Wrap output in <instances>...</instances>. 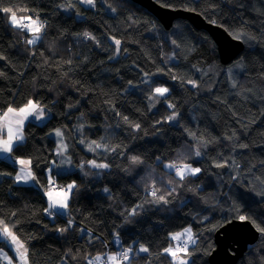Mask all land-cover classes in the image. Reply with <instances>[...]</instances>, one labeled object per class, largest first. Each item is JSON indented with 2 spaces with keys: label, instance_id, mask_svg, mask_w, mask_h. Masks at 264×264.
<instances>
[{
  "label": "trees",
  "instance_id": "16d2710c",
  "mask_svg": "<svg viewBox=\"0 0 264 264\" xmlns=\"http://www.w3.org/2000/svg\"><path fill=\"white\" fill-rule=\"evenodd\" d=\"M155 1L238 34L244 51L235 80L207 33L182 20L166 31L130 0H94L93 7L0 0V8L43 23L40 40L29 45L30 34L0 11V111L31 99L48 114L43 123L26 122L24 139L0 158V220L28 249V264H88L122 249L131 252L122 262L117 257L121 264H174L164 250L189 225L195 243L183 257L209 264L213 234L224 222L243 215L264 228V0ZM157 87L169 91L161 97ZM57 129L73 167L59 174L51 170L56 142L49 134ZM81 141L106 150L87 151ZM19 158L30 163V184L14 180ZM89 161L108 167L94 170ZM172 163L201 171L177 178L165 168ZM218 164H227L224 175L211 171ZM53 178L75 185L64 215L49 210ZM237 264H264V233Z\"/></svg>",
  "mask_w": 264,
  "mask_h": 264
},
{
  "label": "water",
  "instance_id": "95a60500",
  "mask_svg": "<svg viewBox=\"0 0 264 264\" xmlns=\"http://www.w3.org/2000/svg\"><path fill=\"white\" fill-rule=\"evenodd\" d=\"M152 14L166 31L170 30L177 20L187 22L194 30L204 31L215 44L218 61L226 66L240 58L244 51L241 39H234L227 30L212 21H207L201 14L182 8H169L158 4L155 0H130ZM213 167L216 175H224L227 164ZM259 238V231L245 219L231 218L221 224L213 234V249L208 255L209 264H237L247 249Z\"/></svg>",
  "mask_w": 264,
  "mask_h": 264
},
{
  "label": "snow or ice",
  "instance_id": "6c2138e0",
  "mask_svg": "<svg viewBox=\"0 0 264 264\" xmlns=\"http://www.w3.org/2000/svg\"><path fill=\"white\" fill-rule=\"evenodd\" d=\"M83 2L94 6V0H83ZM0 11L6 12V13H11L10 23H11V25L13 27H18V28H22V29H28L29 31L34 33L32 38L27 40V43L29 45L34 44L38 40H40V36L38 35V33H40L43 25L39 23L38 18L36 20L32 21V24L36 25L35 27H33L32 25L23 24L21 22V20L23 18H21V20H18L17 16H16V13L11 8H0ZM27 19L31 20L32 18L31 17H27ZM212 23H215V21H212ZM84 35H85V37H87L89 39H95L89 33H84ZM233 38L234 39H239V35L236 34V35H234ZM115 44L117 45V51H119L120 41L119 40H115ZM189 83H192L194 87L196 86L194 81H189ZM168 91H169V89L166 88V87H157V88H155V93L159 94L161 97L165 96V94L168 93ZM168 107L171 108V107H174V105L169 104ZM8 112L16 113V115L19 117V119L16 121V123L18 125H22L24 120H26L29 116H34V118L37 119V120L42 119L44 117V108H43V106H41L38 102H33L31 99L28 100L26 105H24L23 107L19 108L18 110L14 109L12 107H9L8 108ZM6 115H7V113H5V116ZM124 119H125V121L128 120L127 117H124ZM167 119L168 120H174L175 119V114L167 117ZM134 127L138 129L140 127V125L136 124V125H134ZM56 135L59 136V137H63V133L59 129L56 130ZM14 139L22 141L24 139L22 131H21V129L19 127H17L15 129V131H14L13 128L11 126H9L8 127V139L5 140V141H0V152H11L12 148L14 146L13 143H12V141ZM81 142H83V141H81ZM92 144H95L96 148L102 147L101 144L96 143L95 141H93ZM243 146L246 147V145H243ZM65 149H66V145H61V151L65 150ZM89 150L90 151L94 150L92 148L91 144L89 145ZM196 155L197 156L201 155L199 150H197ZM132 161L134 163H138L139 162L137 157H132ZM21 163H25V162L21 161ZM89 163L93 167H96V168H107L108 167L107 164H97V163H95V161H89ZM221 166L222 165H219V164L217 165V167H221ZM167 167L170 168V169H176V175L179 176L181 179L185 178V173H188V174H191V175H195L196 173H199L201 171L200 168H198V167L194 168L191 165H187V164H184V165L178 167L176 163H172V164L167 165ZM30 176H31V173L29 172V173H27V175H25L23 177L25 182H27V179ZM16 179H17V181H19L21 179V177L17 176ZM33 179H34V177H33ZM74 187H75V185H73V184L68 185V191L70 192ZM105 191H107V189H105ZM151 194L153 196H155L156 195V191H153ZM67 199H68V197H67V195H65L62 200L56 201L54 203H50L49 204V209H51L52 207H55L57 205L59 207H61V208H65L66 209L68 207ZM159 199L163 200L164 197L161 196V197H159ZM49 214H51V213L49 212ZM133 214H135V210H133ZM239 219L241 221H243V220L246 219V217L241 215L239 217ZM258 230L261 231L262 233H264V228H259ZM61 231H64V229H61ZM0 232H2L3 234L11 237V240L17 245L16 251H17L20 259L23 261V264H28V260H27L28 249L25 247V245L22 242H20L19 238L13 232H11V230L9 229V227L7 226V224L3 220H0ZM184 235H187L188 239L191 240L192 239V237H191V229H185L183 233L174 234L172 238L174 240H176L180 236H184ZM0 238H2V237H0ZM180 250L181 249L178 248L177 251L174 252L172 248H166L164 251L166 253H168V254H170V255L175 257L177 255V252H179ZM183 250L185 252H187L186 246H185V248ZM140 251L141 252H147L148 249L145 248L143 245H141ZM129 252H131V249L125 250L124 252L121 253V255L125 259H127ZM95 259L97 261H99L101 259V257L97 256ZM108 259L109 260H115L116 257L115 256H111ZM88 264H93V262L90 260L88 262ZM180 264H187V262L181 260Z\"/></svg>",
  "mask_w": 264,
  "mask_h": 264
},
{
  "label": "rangeland",
  "instance_id": "374dc122",
  "mask_svg": "<svg viewBox=\"0 0 264 264\" xmlns=\"http://www.w3.org/2000/svg\"><path fill=\"white\" fill-rule=\"evenodd\" d=\"M80 3L85 6V7H93V5H89L87 3H84L83 0H80ZM11 16V15H10ZM10 16H9V23H10ZM21 18H23L21 20ZM18 20H21V22H29L30 25H32L33 27H35L33 24H32V21H34V19L32 18L31 20L27 19V17H17ZM11 24V23H10ZM41 32V31H40ZM26 33L30 34L29 37L27 39H31L32 36L34 35V33H32L31 31H29L27 29ZM38 35L40 36V33H38ZM241 64V60H238L236 59L235 61H233L231 64L227 65V75H228V78H229V81L231 82L232 80L234 81L236 76L239 74L240 72V69H242V64ZM151 79L146 77L145 78V81L146 82H149ZM242 94H246L247 92H241ZM249 93V92H248ZM157 94V93H156ZM159 95V94H158ZM45 112V110H44ZM48 117V114L47 116L45 117L44 120H40L41 121L40 123H43ZM61 132L62 130L59 129ZM63 133V132H62ZM50 134V137H52L55 142H56V148H55V160L52 162V165H51V170L54 171V173H65L69 170H72L73 167H72V164L70 162V159H69V156L66 154V150H67V145H66V142H65V139H64V135L63 137H59L56 135V130L52 131L49 133ZM92 145V148L94 150H89V145ZM61 145H66V149L61 151ZM82 145L83 147L85 148V150L87 151H90V152H95V151H105V147L102 146L100 148H96L95 147V144H92V142H88V141H83L82 142ZM28 161V160H27ZM96 163V162H95ZM97 164H102V163H97ZM167 165L169 164H165V168L169 169V170H174L175 171V175H176V169H170L167 167ZM184 165V164H183ZM188 165V164H187ZM87 166L91 169H94V170H100V169H106V168H96V167H93L89 162L87 163ZM178 166V165H177ZM182 166V165H180ZM179 167V166H178ZM198 173H196L195 175H197ZM186 175H191V174H188V173H185V176ZM194 175V176H195ZM177 178H180L179 176L176 175ZM72 183H68L66 186H65V190L63 192H66L67 191V186L70 185ZM185 229H191V237L192 239L189 240L187 235H184V236H180L178 239L174 240L172 237L173 235L171 236V240H172V243L170 244V246L168 248H172L174 252L177 251V249H181L179 252H177V255L174 257L171 255V258L174 262V264H180L181 260L183 261H188L187 258L183 257L182 253H184L185 251L183 250V248L181 247V244H184L186 246V248L192 246L194 243H195V239H194V236H193V232H192V227L189 225L187 227H185L184 229L180 230L179 232L175 233V234H178V233H183ZM114 240L118 243L119 242V238L117 236L114 237ZM194 241V242H193ZM119 245H117V248H118ZM140 247L141 246H138L137 247V250L140 254H144L145 252H141L140 251ZM124 250H127V249H124ZM4 251V250H2ZM1 252V251H0ZM170 255V254H169ZM99 257H101V259L99 261H97L95 258L97 256H95L94 258L90 259L93 263L95 264H100V263H103L104 264V261L102 262L103 258L107 257H111V256H115L116 259L115 260H109L108 261L111 263V264H121L118 260H117V257H118V251H113V252H106L105 254L103 255H98Z\"/></svg>",
  "mask_w": 264,
  "mask_h": 264
},
{
  "label": "crops",
  "instance_id": "0c3cea01",
  "mask_svg": "<svg viewBox=\"0 0 264 264\" xmlns=\"http://www.w3.org/2000/svg\"><path fill=\"white\" fill-rule=\"evenodd\" d=\"M5 113H7L6 116H5ZM46 116H47V114L44 112V117L40 120L41 121L44 120ZM18 119H19V117L16 115V113L8 112V109L5 110L3 113H0V141H5L8 139V127L9 126H11L14 131L17 127H19L22 131V134H23V127H24L26 122H28V121H32L35 123L41 122V121L35 119L34 116H29L26 120H24L22 125H18L16 123V121ZM18 142H21V141L15 140V139L12 141L13 145L17 144ZM9 153L10 152H0V158L8 159ZM21 161H24L25 163H21ZM12 162L17 168V172L14 176L15 182L19 183V184H30L32 181V177H31L32 174L27 179V182H25V180L23 179V177L25 175H27V173H29V172L31 173L29 161H27V159L19 158V159L13 160ZM17 176L21 177V179L19 181H17V179H16ZM49 181H51V180H49ZM63 191L58 192V191H55V190H53L47 186L46 196L48 199V204L62 200L65 195H67V197H69L70 192L68 191V186H67V191L66 192H63ZM67 201H68V199H67ZM49 210L51 213L61 214V215L66 214V211H67V209L61 208L58 205L55 207H52ZM0 237H2V238H0V241L4 242L5 247L7 248L4 251L0 252L1 264H23V261L20 259L19 255L16 251L17 245L11 240V237L3 234L2 232H0ZM113 243H114L115 247H117V245H119V242L117 243L114 240V238H113Z\"/></svg>",
  "mask_w": 264,
  "mask_h": 264
},
{
  "label": "built area",
  "instance_id": "2783aa9c",
  "mask_svg": "<svg viewBox=\"0 0 264 264\" xmlns=\"http://www.w3.org/2000/svg\"><path fill=\"white\" fill-rule=\"evenodd\" d=\"M22 23H23V24L30 25L29 22H27V21L22 22ZM39 23L43 25L42 22H39ZM34 26H36V25H34ZM42 28H43V27H42ZM18 31H19L20 33H23V34H24V33H26L27 29L18 28ZM21 41H24V37H22ZM0 113H3V112L0 111ZM48 187L51 188V189H53V190H55V191H58V192H61V191H63V189H64V187H63L62 185H60V184L57 183V181H56L55 178H53V179L49 182ZM51 215H53V214H51ZM181 247H184V245L182 244ZM124 251H125V250H121L120 253H119V260H120L121 262L124 260V257L121 255V253L124 252ZM105 263L108 264V261L105 260Z\"/></svg>",
  "mask_w": 264,
  "mask_h": 264
}]
</instances>
